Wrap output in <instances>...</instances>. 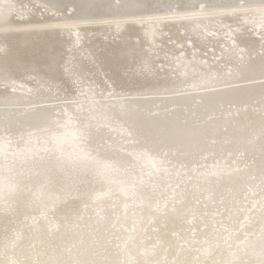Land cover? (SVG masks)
<instances>
[{
    "label": "bare ground",
    "instance_id": "1",
    "mask_svg": "<svg viewBox=\"0 0 264 264\" xmlns=\"http://www.w3.org/2000/svg\"><path fill=\"white\" fill-rule=\"evenodd\" d=\"M47 1H50L53 3L56 2V0H47ZM59 1H60V5H57V6L61 7L62 2L64 5V2L67 0H59ZM190 1L191 0H175V2H179V3H189ZM240 1H242L243 4L239 5L237 7L236 4L239 3ZM71 2L72 3L75 2L78 5L77 8L79 10L77 9L78 11H76V12H78V13L81 12V13H83V15L85 13H91L90 15H92V13L94 14V12L108 13V11L111 10V8H112V5L109 3V0H71ZM121 2H123L122 6L125 7L122 9H125V10H129L130 8H137L138 10H140V9H144L145 5H148V4L151 5L153 3L154 4L158 3L161 5L167 4V6H168V4L171 3V1H169V0H123V1L121 0ZM197 2L199 4L205 5V7L202 8V12L193 13V23H189L190 26L188 27L189 28L188 30L190 32V35L191 34L193 35V45L195 47H197V49H198V47L200 48V47L204 46L205 42H207L208 40L212 41L213 44L216 43L218 40L220 41V39L227 40L226 38H223V36H222V34L226 33V35H228V36L231 35V39L233 40L232 42L240 44L241 46L243 45L242 47L244 48V51H243V53H241V57H242L241 59L240 58L235 59L234 57H236V56H233L235 54L232 53L233 51H232L230 44H229L230 46H228L226 49L222 48L223 49L222 53L219 52V53H221V55L219 54L220 55V57H219L220 62L219 63L221 64V62H222V63H224V65L230 63L232 65V68L229 71L230 74L228 72H226L225 69H223L221 67L222 65H220L217 62V61H219V59L217 60V58H216L217 63L212 65L211 67H209V68L213 69L212 70L213 74H212V72L210 73V71L209 72L205 71L203 68H201V71H199V72L198 71L195 72V70H193V74H192L193 80H191L192 78L188 76L189 79L191 78L189 85L190 84H192V85H201V84L205 85V84H207L208 85L210 83H212V85H214L218 82L219 83L224 82V81L229 82L228 80L238 81L239 79L245 78L246 76H251V75L253 76V74L256 75L257 72H261L262 69L264 68V54H263V52H262V55H259L256 53L257 52L256 48L259 47L258 49H260L259 45H261L264 48V4L261 3V0H193V6ZM88 3L91 5H87ZM119 3H120V1H119ZM236 7L240 11L239 13L242 16L240 18L239 24L238 25L236 24L237 27L234 29L233 28L230 29V34H229L228 30H229V28L232 27V26H230L229 21L235 20L234 18L236 17V13H237L236 11L231 12V10H232L231 8L235 9ZM73 9H74V6H73ZM195 9H196V7H195ZM197 9H198V7H197ZM211 9H213V10L215 9L216 11H214V12H217V13H218V11H224L225 12L228 10L227 15L229 14L228 15L229 20H223L224 18L220 21L214 20L213 18L210 17L212 15L208 16V14H211L212 11H210V13H207L208 12L207 10H211ZM120 10H121V8H120ZM51 11H53V10H51ZM109 12H111V11H109ZM44 13H46V12L44 11ZM37 15H39V14H37ZM191 15L189 16L190 18H191ZM213 15L215 16V14H213ZM41 16H42V14H41ZM155 16L157 17L158 15H155ZM159 16H160V14H159ZM161 16L164 17L165 14L162 15V13H161ZM169 17H171V19L173 18L170 15H169ZM167 19L170 20L168 17H167ZM167 19H166V21H167ZM184 19H182V21ZM138 20H140V19H138ZM154 20H156V18ZM99 22H100V24L103 23V22L101 23V21H99ZM111 22L107 21L106 23L111 24ZM104 23H105V21H104ZM228 23H229V25H228ZM233 23L235 24V22H233ZM234 24H232V25L234 26ZM159 25H160V23H159ZM64 26L66 27V25H64ZM83 26H84V24H83ZM76 27H78V26H76ZM156 27H158V26H156ZM166 27H165V29H166ZM104 28H108V27L105 26ZM74 29L76 30L78 28H74ZM185 29H187V28H184V31H185ZM212 29H213L214 33L212 34L210 32L211 35H209V31L210 30L212 31ZM64 30H66V29H64ZM178 30H177V32H178ZM180 30H181V28H180ZM81 31H82L81 32V34H82L83 30H81ZM136 31H137V29H136ZM138 31H140V30H138ZM66 32L68 33L69 31L66 30ZM71 32L72 31H70L69 34ZM78 32H79V30H78ZM96 32H97V30H96ZM177 32H175V33H177ZM182 32H183V30H182ZM186 32H187V30H186ZM67 33H65V34H67ZM72 33H74V32H72ZM76 33H77V30H76ZM76 33H74V34H76ZM91 33H93V32H91ZM255 33H257L260 36L258 38L252 37V34H255ZM65 34H63V35H65ZM74 34H73L74 37L72 35H70V36L73 37L71 39H73L72 41L75 42L79 39V37L77 35H74ZM85 34H84V37H85ZM136 34H137V32H136ZM163 34H165V33H163ZM179 34H180V32H179ZM179 34H178V36H179ZM67 35H66V38H67ZM132 35H133V33H132ZM70 36H69V38H70ZM89 36H92V35H89ZM120 36H121V40L119 39V42L115 46L112 45V46L108 47V43L110 44V42H107L106 45H104L105 44L104 42H103V44H101L102 43L101 42L100 45H97V47L95 49L94 48L95 46H93L94 43L92 45L93 48L95 49V51L97 49H99V51L97 50L98 54H100L99 52L102 53V54H100L102 57L101 63L106 64L107 67L110 69H111V67H109L110 64L117 66V64H114V63L117 62L118 59H119L118 62H120V58L124 53H126V52L132 53L131 50L135 47V45H134V47L131 48V46L128 44V40H126V38L129 35L127 33H123V35H120ZM228 36H227V38H228ZM82 37H80V40L82 39ZM104 37L106 38V36H104ZM92 38H94V37H92ZM92 38H91V41H92ZM182 38L183 37H181V39ZM71 39H70V42H71ZM96 40H98V39H96ZM161 40H163V39H161ZM225 40H224V42H226ZM229 40H230V38H229ZM61 41H62V39H61ZM81 41H80V45L82 44V46H83V43ZM86 41L87 40H85V43H86ZM130 41H132V40H130ZM64 42H65V40H64ZM178 42H180V41H178ZM191 42L192 41H190V43ZM220 42H222V44L225 45L223 40H221ZM220 42H219V45H222V44H220ZM71 43H73V42H71ZM159 43L160 42L155 43V45L159 44ZM5 44L7 45V42ZM60 44H62V43L60 42ZM2 45L3 44L0 43V58H2V59L4 58L2 53H4V55H5V53H7V54L11 53L12 54L15 50H17L16 45L12 46V48L10 47V49L7 47L8 49H6V50H5V48L4 49L2 48L3 47ZM95 45H96V43H95ZM214 45L216 46V44H214ZM33 46H34V44H33ZM78 47H80V50L83 48V47L81 48V46H77V49H78ZM88 47H90V46H88ZM205 47H209V45L205 46ZM211 47L214 48V46H211ZM223 47H225V46H223ZM238 47H240V46H238ZM217 48H218V46H217ZM217 48H215V49H217ZM62 49L64 50V48H62ZM77 49L76 48L73 49V52H74V50L76 51ZM165 49H166V47H165ZM193 49L195 50V48H193ZM197 49L194 51L195 53H196V51H198ZM210 49H212V48H210ZM218 49H221V48H218ZM29 50H31V49H29ZM57 50H58V48H57ZM82 50H84V48ZM90 50H91V48H90ZM136 50H137V46H136ZM158 51H160V50H158ZM199 51H201V50H199ZM260 51H263L262 48ZM54 52H55V49H54ZM81 52L82 51H80V53ZM34 53L32 50L27 52L26 58L24 56H21L22 54L18 56V53H14L16 55L14 57H12L13 60H10L9 66L14 67V66L20 65V63H21V65L19 67H22V68H24V66H26V65H29V66L39 65L40 66L41 61L39 59H41V57L37 58L36 54H34ZM42 53H43L42 58H45L46 54L44 55V52H42ZM50 53H51V50H50ZM128 53H126V55H128ZM70 54L72 55L73 53L71 52ZM82 54H80V55L82 56ZM95 54L97 55V53H95ZM139 54H141V53H139ZM155 54H153V56H155ZM159 54H161V53H159ZM250 54H253V55L250 56ZM49 55H51V54H49ZM49 55L46 58H48ZM196 55H198V54H196ZM51 56L53 58V55H51ZM61 56L62 55H60V57ZM77 57L80 58V56H78V54H77L76 58ZM91 57L94 58V55H91ZM123 57H125V56H123ZM129 57L130 56L128 55V60H131L132 57L131 58H129ZM133 57H136V55L135 56L133 55ZM157 57L155 59H157ZM9 58H10V56H9ZM73 58H75V57H73ZM136 58H138V57H136ZM136 58H134V59H136ZM167 58L164 57V59H167ZM5 59L6 58H4V60ZM48 59H50V58H48ZM51 59L47 60V61H52ZM42 60H44V59H42ZM125 60H126V58H125ZM25 61H29V62H25ZM74 61H75V59H74ZM88 61H90V59ZM92 61H93V59H92ZM164 61H163V63H164ZM42 62L44 63V61H42ZM93 62H95V61H93ZM134 62H135V60H134ZM134 62H132V63H134ZM160 62H162V61H160ZM209 62H207V63L210 64ZM77 63H79V62H77ZM89 63H91V62H89ZM98 63H100V62H98ZM132 63H130L128 61L129 66L130 65L132 66ZM156 63H157V61H156ZM166 63H168V62H166ZM51 64H52V62H51ZM81 64H83V63H81ZM126 64H123V65H125L124 68L127 66ZM134 64H136V63H134ZM141 64H142L141 67H143V70L145 73L143 75L144 78L139 80L140 83H146V84H148V86L154 87L157 85L160 86L161 84L166 82V80L164 79L163 76L159 77L160 74L158 75L154 72L156 70V67L153 68L154 63H152L151 57H148V56L144 57ZM197 64H198V68H199L201 63H197ZM202 64H204V63H202ZM78 65L80 66V63ZM123 65H121L122 68H123ZM194 65H195V62H193V67H194ZM204 65L206 67V63ZM1 66L3 69L4 65L1 64ZM29 66L28 67L26 66V68H30V70H31L32 67H29ZM41 66H42V64H41ZM52 66H51V68H52ZM60 66H62V65H60ZM83 66L85 69V64ZM133 66L131 67V69L133 68ZM195 66H197V65H195ZM91 67L93 68L94 64ZM53 68H54V66H53ZM53 68H52V70L54 71ZM69 68L70 67H68V69ZM126 68L128 69V67H126ZM161 68H163V67H161ZM45 69H48V68H45ZM68 69H66V66H65V70L68 71ZM93 69H96V68H93ZM107 69H106V71H108ZM153 69H155V70L153 71ZM222 69L226 73L223 72ZM8 70H10V69H8ZM40 70L41 69H39V71ZM57 70H60V69H57ZM57 70H56V72H57ZM88 70L86 69L85 72ZM122 70H124V69H122ZM122 70H120V71H122ZM129 70H126V71H129ZM63 71H64V69H63ZM134 71H135V69L134 70L132 69L133 73H134ZM140 71H138V73ZM27 72H28V70L25 73L27 74ZM36 72H38V71L36 70ZM82 72H83V70H82ZM53 73L54 72H52V74ZM88 73H90V72L88 71ZM130 73H131V71H130ZM133 73H132V75H134ZM160 73H162V72H160ZM187 73H189V72L187 71ZM191 73H190V75H191ZM215 73H217V74H215ZM8 74H10V73H8ZM47 74H48V72H47ZM93 74H94V72H93ZM120 74H121V72H120ZM10 75H12V74H10ZM79 75H80V72H79ZM135 75H137V73H135ZM23 76L21 75V77H23ZM41 76H43V75H41ZM45 76H47L46 73H45ZM55 76H56V74H55ZM81 76H84V74H82ZM81 76H79V77H81ZM85 76H87V75H85ZM112 76L114 77V75H112ZM1 77H3V76H1ZM6 77H8V76L6 75ZM74 77H75V75H74ZM93 77H95V76H93ZM124 77H123V79H124ZM136 77L138 78L139 76H136ZM167 77H170V75ZM9 78H12V76L11 77L9 76ZM51 78L49 77L50 80H51ZM46 79H48V78L46 77ZM80 79H82V78H80ZM120 79H117V80H120ZM167 79H169V78H167ZM249 79H251V78H249ZM15 80H16V82L18 81V79H15ZM72 80H73V78H72ZM102 80L100 82H102ZM110 80L111 79H109V81ZM131 80H133V79L131 78L130 82H131ZM61 81L64 82L65 80H61ZM69 81L70 80H68V83H69ZM78 81H80V80H78ZM0 82H1V80H0ZM12 82H14V80ZM32 82H36V81H32ZM114 82H117V81H114ZM124 82H126V80ZM181 82H179V83L183 84V81H181ZM243 82H244V80H243ZM2 83H0V84H2ZM36 83H38V80ZM41 83H40V85H41ZM102 83H104V82H102ZM105 83H107V82H105ZM128 83H129V79H128ZM177 83H178V81H177ZM231 83H234V82H231ZM49 84H50V82H49ZM49 84H48V86H49ZM63 84H62V86H63ZM100 84L101 83H99V85ZM172 84H173V82H172ZM220 84H222V83H220ZM2 85H4V84H2ZM2 85H1V87H2ZM52 85H54V84H52ZM179 85H177L176 87H180ZM212 85H210V86H212ZM24 86H26V85H24ZM67 86H68V84H67ZM182 86H184V85H182ZM38 87H31V86L21 87L19 93H17V95L15 94V95L11 96V98L12 97L22 98V97H26V96H31V98L37 97L38 93L40 91L44 90V88H43L44 86H41V88H38ZM185 87H187V85H185ZM64 88H66V87H64ZM115 88L117 89L116 86H115ZM126 88H128V87L126 86ZM126 88H124V89H126ZM129 88H130V86H129ZM171 88H172V86H171ZM201 88H202V86H201ZM193 89H197V88H193ZM206 89H205V91H206ZM216 89H217V87H216ZM66 90H67V88H66ZM69 90L71 91V89H69ZM69 90H67V91H69ZM58 91H61V90H58ZM130 91H132V89ZM2 92L3 91H0V95L3 94ZM49 92H51V90ZM128 92H129V89H128ZM201 92H203V91L201 90ZM46 93H47V91H46ZM56 94L60 95L59 92ZM67 94H69V93H67ZM42 95H43V97H45L44 94H42ZM6 97H8V96H6ZM6 97H4V98L7 101ZM11 98H8V99L11 100ZM251 100H255L254 103H252ZM126 101L127 100H125V102ZM132 101H134V100H132ZM16 102H18V101L16 100ZM20 102H21V100H20ZM135 102L134 103L131 102V103L135 104ZM197 102H198L197 106L193 109V116H195V115L197 116V114H199L200 121L196 122L194 117H193V126H191L189 124H182V125L177 124L175 119H173V121H172L171 117L169 118L166 116L165 117L164 116L159 117V119L158 118L152 119L154 117H151L152 115L151 116L149 115L151 117L149 119V117H146V116L142 115L140 112H138L139 110L137 111V108L135 109V111L132 110V108H133L132 105L127 103V105L128 104L131 105L132 108L131 109L128 108L129 110L127 109V110L120 112V113H122V117L120 115H118V116L121 117V119H122V120L119 119L122 122L121 124H118V125L113 124V123L111 124L110 122H107V120L104 121L103 118L101 117L102 119L99 121H96V125L89 129V131H90L89 134L87 133L88 132L87 129L85 127L83 128L80 122H77V119H76V125L72 124L73 121H71V116H70L71 114L70 113L73 109L71 108L72 109L71 111H69L70 109L66 110L65 121L68 124L63 123V121L61 120V122L64 124L62 126H65V128H63V129L61 128L60 132H59L60 129L57 128L58 129V133H56L57 137L51 141H48V143L47 142L45 143L46 145H48V148L46 147V145H43L40 142L44 138H46L45 137L46 134H44V135L40 136V138H38L39 142L36 141L37 140L35 138L36 135L31 136V138H30L31 140H28L27 146L24 145L25 143H23L21 146L18 144H15V142H16L15 141L13 143V146H12V144H10V146H12V148H8L9 150L11 149V151H12V154H10V155L5 154V152L8 151V149L6 148L5 145H2L0 143L1 144L0 145V160H1V153H2V155L8 159V160L6 159V162L8 161V163H9L8 167L14 173V175L10 176V177H8L6 175L1 176L2 169H0V178H3V180H0V248H2L1 250L4 251V252L0 251V254H2V256L0 255L1 256L0 257V264H73V263L74 264H162L165 261L161 262V256H165V257L168 256L167 258L169 259V261L166 264H264V115L262 116L260 113V106L264 102V83H262V82L256 83V84H251V83L249 84L248 83L247 85L246 84L245 85H237V86L227 87V88H222V89L218 88V90H215V88H214L213 91L203 92L202 94L200 93L199 101H197ZM103 103L104 102H102L101 104H103ZM230 103H231V106H233L234 104L240 106L241 107L240 109H242V110H240V109L235 110V108H234L233 112H231V111L228 112V110H227V112L223 111L224 108L222 109V106L224 107L226 104H228V106H229ZM6 104H8V103L6 102ZM91 104H93V103H91ZM119 104H120V102H119ZM62 105H63V103H62ZM64 105H66V103ZM113 105L111 104L112 108H113ZM121 105H122V103H121ZM127 105L125 104L124 107ZM86 106H84V107H86ZM37 107L30 109L27 113H25V115L22 113L23 115L20 118L15 117V119L13 117L16 114L14 116H12V118H13L12 119L11 116H9L11 114L8 113L9 115H7L6 111H4L6 113L5 116L10 117L11 119L6 118V120H4L5 117L3 119L2 118H0V119L4 120L3 122H6L7 124H9L10 128L12 130H14L15 128H18L19 126L21 127L20 124L33 126V125H38V124L44 123L45 121H48L46 119V116H49L50 118H52L50 116V114L48 115V113H47V109H49V112H50V107L48 108V105H46V108H45V106L43 108L40 107V109ZM75 107H77V105ZM80 107H82V106H80ZM103 107H105V106L103 105ZM135 107L136 106H134V108ZM225 107H227V105ZM56 108H58V107L56 106ZM63 108H66V107H63ZM77 108H79V107H77ZM77 108H76V110H77ZM93 108H94V106H93ZM98 108H99V106H98ZM98 108H95V110H98ZM142 108H144V107H142ZM53 110H55V108ZM60 110H63V109H59V111ZM99 110H100V112L102 110L103 113L105 111L104 116L106 117V119H108L109 115L110 114L112 115V113H113L112 116H117L116 114H114V111L116 109L110 110V109H104V108L100 109L99 108ZM220 110H222V111L220 112ZM80 111H81V109H80ZM210 111L215 112V114L213 113L214 114L213 115L211 113V115H213V116L208 118L207 114ZM4 114H2V115H4ZM76 114L77 113H75V116H74L75 118H77ZM2 115L0 114V116H2ZM51 115H53V114H51ZM90 115L93 116L94 113H90ZM95 116H96V114H95ZM178 117H179V115H178ZM75 118H74V122H75ZM1 120H0V122H1ZM108 120H110V119H108ZM61 122H59V123L62 124ZM70 122H71V124H70ZM49 123H51V122H49ZM49 123H48V125H49ZM104 124L105 125L108 124V127H111V128L114 127L115 130L114 131L112 130V132H116V133L119 132L123 135L124 134H126V135L130 134L131 136L129 135L130 137H128L129 140L133 139V140L137 141L136 143H133L134 141H132L133 145L132 146L130 145V148H127L131 152L130 156H121L120 154H118L119 156L118 155L114 156V153L118 152L115 149L105 148V146H101L102 148H100L99 146L101 144L99 146H97V145L95 146V144L97 143L99 138H101V132L103 129L102 125H104ZM31 126H29V127H31ZM23 127L24 126H22V128ZM6 128H7V126H6ZM22 128H21V131H22ZM32 128H30V129H32ZM23 129H25V128H23ZM53 129H51V130H53ZM62 130H66V131H64L65 133L62 132ZM45 131H46V129H45ZM56 131L57 130H55V132ZM44 132H40V135ZM47 132H49V131H47ZM66 132H68V133H66ZM119 133H118V136H120ZM53 135H55V134H51L49 136H53ZM86 138L88 139V142L86 141L88 144H82V142H84ZM128 138H125V139H128ZM86 142H84V143H86ZM86 145L87 146L89 145L91 148H96L97 150L92 149L93 151H91L90 147H89V149L86 148ZM14 146H16V147H14ZM106 146H107V144H106ZM111 146H112V144H111ZM128 147H129V145H128ZM114 148H116V147H114ZM166 148H168V149L173 148L174 150H176V155H175V157H173L172 162H174V163L176 162V166H179V167L173 166V168L171 169V167H169V165H171L172 162L167 164L168 161H166V164H165V160H167L168 158L167 159L163 158L162 155H161V158H160V156H159V158H157L158 156L153 158L152 155L154 152L159 151V149H166ZM138 150H141V151L144 150L145 152H140ZM160 152H161V150H160ZM173 153H175V152H173ZM173 153L171 152V154H173ZM121 154H122V152H121ZM156 154L157 153H155L154 156ZM163 155H165V154H163ZM164 157H167V156H164ZM169 157H171V156H169ZM162 158H163V160H162ZM211 159H213V162L211 161ZM126 160H128V161H126ZM207 160L211 161L212 164L207 163L209 165H205V166L202 165L203 162L207 161ZM192 161H193V164H191ZM22 163L23 164L24 163H29V164L32 163V165H33V167H31V168L28 167L29 170H28V168H26V170L29 171L28 174L26 175V176H28V177H26V178H28L26 180V182L22 181L24 179L23 177H25V175H22L23 173H25L22 170ZM24 165H26V164H24ZM129 165H131V166L129 167ZM143 166H146V168H144V169L149 170V173L147 175L142 174V175H140L141 177L138 175H135L136 174L135 172L139 169L141 170ZM167 167H169V169H167ZM178 168H180V169H178ZM190 168H193V171H192L193 172V184L191 182V188L189 187L187 189H184V187H185L184 186L183 189H182V187L180 189V187L178 186L179 189H175V187H174L175 184H174V186H173L174 190L172 192V195L175 194L174 195L175 197L172 196L171 200L168 199L169 198L168 197L167 199L169 201L164 202L163 203L164 206L163 205L161 206V204H160L161 207L156 206L157 208L155 209L154 208V204H156V203H154L155 198H157L158 196L161 197L162 194H168V196H169L171 194V192H170V190L168 192L167 188L163 187L165 185L164 182H163L164 185L162 184L163 185L162 187H163V189L166 188L167 191L156 189V187H149V188L145 187L148 184V183L146 184L147 176H149V174L152 173L151 174V175H153L152 178L156 177V178H158V182H161V181H159V179L162 180L163 176H165L164 174H166V173L170 174L171 173L170 177H172L173 179L176 176V174H178L177 178L175 177L177 180L178 179L180 180L183 178L185 180V176L187 175V173L186 174H184V173L187 171L186 169L190 170ZM3 169H5V168H3ZM20 170L23 171L22 174L20 173ZM140 170H139V172H140ZM182 170L184 172H182ZM180 171L183 174L180 173ZM191 174L187 175V177H186L187 178L186 180L188 182H189V178H190L188 176H191ZM136 176H138V177H136ZM168 178L169 177L167 176V178H165V179H168ZM176 179H174V180H176ZM156 180L154 182H156ZM181 181L182 180L177 181V182L180 183ZM187 181H186V183H187ZM151 182L153 183V181H151ZM151 182H149V184H151ZM168 182H170V181H168ZM165 183H167V182H165ZM174 183H175V181H174ZM186 183H184V184H186ZM160 185L161 184H159V187H160ZM177 185H179V184H176V186ZM152 186H155L154 183ZM168 186H169V184H168ZM159 187H157V188H159ZM162 191L166 192V193H163ZM247 199H250V202L248 204L244 205L243 202L246 201ZM192 200H193V203H192ZM132 202L133 203L140 202V204L142 203L140 205V207H130L129 206V209L135 210L133 212V214H131V215H132V218L134 217V219L138 220V222H137L138 224L134 225L132 223V220H130L131 218L129 219L130 214L128 211L125 212V214H124V216H122L123 218H121V220L117 219L119 222L118 225H120V223H121L124 225L122 227L125 228L126 223H129V220H130V222L134 225L135 228L132 227V229H134V231L132 232L130 230L132 232L131 234L129 233L130 232L129 230H128L129 232L127 234L122 231V233L125 234V236L124 237L122 236V238H120L121 237L120 234L119 235L117 234L120 238V241L117 239L119 241L118 243H120V244L118 246V252L114 253L113 251H111L112 248H110L111 250H109V247H112L114 244L112 246H110V244H109V246L108 245L106 246V244L109 243L110 241L108 240L109 242L106 241L107 243H105V234L106 233L104 234L106 229L108 230V228L110 227L108 222L112 221V218H113L112 216H111L112 217L111 219L109 218V213L111 215H113V213L110 212V208L114 204L116 207V204H117V206L121 207L120 209L124 211V210H127V207H128L127 205L129 203L131 204ZM156 202L161 203V201H157V199H156ZM131 206H133V205H131ZM134 206H137V204ZM117 208H116V210H117ZM120 209H118V210H120ZM216 209H217V211H216ZM215 211L217 212L216 213L217 216H216V214H215V216H213V213H215ZM131 212L132 211H130V213ZM160 212L162 214H160ZM87 214L88 215L91 214V216L88 218ZM186 214H188L189 216L191 214V216H192L193 236L189 235L188 231H187L188 233L185 232L186 230L183 227L184 226L183 220L185 219L184 216ZM118 217H119V215H118ZM160 218H162L164 220L162 221ZM189 219H191V218H189ZM159 220L163 222V226H161L162 223H161V225H159ZM187 220L184 222L185 225L188 224V223H186ZM149 221H151V223H152L151 225H153V226H156V227L161 226L158 228V231L156 233H154L156 235V237H158L156 240L161 241V244H159L158 246H156L154 248L149 247L150 241H147V239H146V237L151 235V233H149L148 230H146L147 228L145 227L144 223H146V222L149 223ZM111 225L116 226V223L113 224V222H112ZM133 225H131V226H133ZM89 226H92V229ZM107 226H108V228H107ZM189 226H191L190 223L187 227H189ZM127 227H128V225H127ZM129 227H130V223H129ZM187 227H186V229L188 230ZM89 228L91 230L96 231L97 239L94 236H90L91 234L94 235L93 234L94 232L91 234H87L91 231ZM110 228L113 229L114 227L112 228V226H111ZM86 230H88V231L90 230V231L88 232ZM122 230H124V229H122ZM126 232H127V230H126ZM173 232H178V236L183 237V240H181V241L186 242V244L182 246L181 252H179V250L175 253L173 252V249L176 247L175 242L177 241L176 238L174 239L171 236V234ZM108 233H109V231H107V234ZM111 233L115 235V232L114 233L111 232ZM112 234L110 237L111 240L114 237V236L112 237ZM87 236L91 237V239L88 238ZM109 236H110V234L107 235V237H109ZM92 237H94L96 241H94V240L92 241V239H93ZM150 240H151V238H150ZM113 241H115V240H113ZM118 243H116V244H118ZM3 245H5V246H3ZM176 249H179V247ZM188 249H191V250H188ZM114 250H116V248ZM178 252H179V254H178ZM176 253H177V255H176ZM21 257H25V259L23 258L24 260L22 261V260H20ZM168 259H166V260H168Z\"/></svg>",
    "mask_w": 264,
    "mask_h": 264
},
{
    "label": "rangeland",
    "instance_id": "2",
    "mask_svg": "<svg viewBox=\"0 0 264 264\" xmlns=\"http://www.w3.org/2000/svg\"><path fill=\"white\" fill-rule=\"evenodd\" d=\"M45 1V2H44ZM59 0H56V2L55 3H53V2H50V1H47V0H0V43L1 44H3L2 46V48L4 49L5 48V50L6 49H10V47L12 48V46H14V45H16V48H17V50H15L12 54L11 53H9V54H7V53H5V55H4V53H2V55H3V57L4 58H6L5 60H4V58L2 59V58H0L1 60H0V66H1V64L2 65H4L3 66V69H2V66L0 67V80H1V82L0 83H2L3 81V83L2 84H4V85H2V84H0V91H3L2 93L3 94H1L0 95V114L2 115V114H4L5 112L4 111H6V113H7V115H9V114H11V115H9V116H11V118H12V116H14L15 114V116L13 117L14 119H15V117L16 118H20L23 114L25 115V113H27L30 109H32V108H36L37 106V108H39L40 109V107H44L45 106V108H46V105H48V108L50 107V112H49V109H47V113H48V115L50 114V116L52 117V118H50L49 116H46V119L48 120V121H45L44 123H41V124H38V125H33V126H31V125H23V124H20L21 125V127L19 126L18 128H15L14 130H12L11 128H10V126H9V124H7L6 122H3L4 120H6V118H10V117H8V116H5L6 115V113L4 114V115H2V116H0V118H4L5 117V119L4 120H1V122H0V143L2 144V145H5L6 146V148L8 149V148H12V146H13V143L15 142V144H18V145H22L23 143H25L24 145L25 146H27V143H28V140H31L30 138H31V136H34V135H36L35 136V138L37 139H35L37 142H39V140H38V138H40V136H42V135H44V134H46L45 135V137L46 138H44L42 141H40L43 145H46L45 143L47 142L48 143V141H51V140H53V139H55L56 137H57V135H56V133H58V129H60L59 130V132L61 131V128L63 129V128H65V126H62V125H64L63 123H66V121H65V117H66V110H69V111H71L72 109V111H71V121H73V125H76V119H77V122H80L81 123V125H82V127L84 128H86L87 129V133L89 134L90 133V131H89V129L90 128H92V127H94L95 125H96V121H99V120H101L102 118H103V120L104 121H106L107 120V122H110L111 124L113 123V124H116V125H118V124H121L122 122H121V117H122V113H120V112H122V111H124V110H127L128 108L129 109H131L132 107V110H134L135 111V109L137 108V111L138 112H140L142 115H144V116H146V117H149V119L151 118V117H154V118H152V119H159V117H171V120L173 121V119H175L176 120V123L177 124H189V125H191V126H193V117H194V119H195V121L196 122H199L200 121V117H199V114H197V116L195 115V116H193V109L197 106V104H198V102L197 101H199V96H200V93L202 94L203 92H207V91H213L214 90V88H215V90H218V88L219 89H222V88H227V87H233V86H237V85H247L248 83L250 84H256V83H264V68L262 69V71L261 72H257V74L255 75V74H253V76L251 75V76H246L245 78H242V79H239L238 81H236V80H228L229 82H227V81H224V82H220V83H222V84H220L219 82L218 83H216V84H214V85H212V83H210V84H208L209 86L210 85H212V86H208L207 84H201V85H192V84H190L189 85V82H190V79L191 80H193V70H195V72L196 71H201V68H203L205 71H210V73L212 72V74H213V69H211V68H209V67H211L212 65H214V64H216L217 62L219 63L220 62V59H219V57H220V55H221V53H222V51H223V49H226L228 46H230L231 45V48H232V53L233 54H235V55H233V56H236V57H234L235 59L237 58H242L241 57V53H243V51H244V48L240 45V44H237V43H234V42H232L233 40L231 39V35H226V33H224V34H222V36H223V38H226L227 40H225V39H220V41L221 40H223V42H224V40L226 41V42H224L225 43V45H223L222 44V42H220L219 40L216 42V43H214V44H216V46L213 44V42L212 41H207V42H205V44H204V46H202V47H198V49H197V47H195L194 45H193V35L191 36L190 35V32H189V23H193V13H196V12H202V8L203 7H205V5H203V4H199L198 2L193 6V0H191L189 3H179V2H175V0H169V1H171V3L170 4H168V6H167V4L166 5H161V4H151V5H145L144 7V9H140V10H138L137 8H130L129 10H125V9H122V8H125L124 6H122L123 5V2H121V0H109V3L112 5V8H111V10H109V11H111V12H109L108 11V13H98V12H94V14L92 13V15H90L91 13H85L84 15H83V13H78V12H76V11H78L79 9L77 8L78 7V5L75 3V2H71V0H67V1H65L64 2V5H63V2H62V6L61 7H59V6H57V5H60V1L58 2ZM119 1H120V3H119ZM123 1V0H122ZM47 2V3H46ZM241 2V3H240ZM239 3H237L236 5H237V7L239 6V5H242L243 3H242V1H240ZM53 5H52V4ZM66 3V4H65ZM72 3V4H71ZM122 3V4H121ZM24 4V5H23ZM43 4V5H42ZM46 4V5H45ZM87 5H91V4H87ZM121 5V6H120ZM73 6H74V9H73ZM120 6V7H119ZM193 8H192V7ZM27 7V8H26ZM165 7V8H164ZM173 7V8H172ZM189 7V8H188ZM195 7H196V9H197V7H198V9L196 10L195 9ZM237 7L234 9V8H231L232 10H231V12H237L236 13V17L234 18L235 20H233V21H229V23H230V26H232L231 28H229L227 25V27L229 28V34H230V29H234V28H236L237 27V25L239 24V22H240V18H241V14L239 13L240 11L237 9ZM52 8V9H51ZM54 8V9H53ZM118 8V9H117ZM120 8H121V10H120ZM191 8V9H190ZM73 9V10H72ZM78 9V10H77ZM88 9V8H87ZM116 9V10H115ZM187 9V10H186ZM2 10V11H1ZM43 10V11H42ZM51 10H53V11H51ZM56 10V11H55ZM183 10V11H182ZM200 10V11H199ZM230 10V9H229ZM44 11L46 12V13H44ZM72 11V12H71ZM208 12L207 13H210V11H212V13L211 14H208V16H210V15H212V16H210L211 18H213L214 20H218V21H220V20H222L223 18V20H229L228 19V15H227V12H228V10L227 11H218V13L217 12H214V11H216L215 9L213 10V9H211V10H207ZM122 14H121V13ZM125 12V13H124ZM129 12V13H128ZM131 12V13H130ZM182 12V13H181ZM230 12V11H229ZM97 13V14H96ZM161 13H162V15L163 14H165V16L163 17V16H161ZM223 13V14H222ZM225 13V14H224ZM37 14H39V15H37ZM41 14H42V16H41ZM54 14V15H53ZM159 14H160V16L162 17H160L159 16ZM168 14V15H167ZM189 14V15H188ZM192 14V15H191ZM213 14H215V16L213 15ZM238 14V15H237ZM18 15V16H17ZM155 15H158L157 17L155 16ZM169 15L170 16H172L173 18L171 19V17H169ZM191 15V18L189 17ZM81 16V17H80ZM154 16V17H153ZM181 16V17H180ZM202 16V15H201ZM87 17V18H86ZM151 17V18H150ZM167 17L170 19V20H168L167 19ZM156 18V20H154ZM161 18V19H160ZM164 18V19H163ZM185 18V19H184ZM190 18V19H189ZM217 18V19H216ZM73 19V20H72ZM108 19V20H107ZM138 19H140V20H138ZM166 19H167V21H166ZM182 19H184L183 21H182ZM189 19V20H188ZM192 19V20H191ZM87 20V21H86ZM128 20V21H127ZM133 20V21H132ZM163 20V21H162ZM174 20V21H173ZM238 20V21H237ZM96 21V22H95ZM99 21H101V23L103 22L104 23V21H105V23L103 24H100V22ZM107 21H109V22H111V24L110 23H106ZM126 21V22H125ZM144 21V22H143ZM170 21V22H169ZM182 21V22H181ZM95 22V23H94ZM98 22V23H97ZM233 22H235V24L233 23ZM74 23V24H73ZM80 23V24H79ZM98 25H97V24ZM140 23V24H139ZM156 23V24H155ZM159 23H160V25H159ZM175 23V24H174ZM178 23V24H177ZM188 23V24H187ZM229 23H228V25H229ZM83 24H84V26H83ZM232 24H234V26L232 25ZM237 24V25H236ZM50 25V26H49ZM64 25H66V27L64 26ZM98 27H96V26ZM111 25V26H110ZM135 25V26H134ZM76 26H78V27H76ZM100 26V27H99ZM108 27V28H104V27ZM111 28H110V27ZM132 26V27H131ZM137 26V27H136ZM156 26H158V27H156ZM163 26V27H162ZM167 26V27H166ZM172 26V27H171ZM135 27V28H134ZM161 27V28H160ZM165 27H166V29H165ZM61 28V29H60ZM73 28V29H72ZM74 28H78V29H76L77 30V33H76V30L74 29ZM87 28V29H86ZM104 28V29H103ZM117 30H116V29ZM180 28H181V30H180ZM184 28H187V29H185V31H184ZM63 29V30H62ZM64 29H66L67 31H72V32H74V33H76V34H74V33H70L69 34V32L67 33L66 32V30H64ZM71 29V30H70ZM97 30V32H96V30ZM101 29V30H100ZM106 29V30H105ZM112 29V30H111ZM136 29H137V31H136ZM161 29V30H160ZM179 29V30H178ZM74 30V31H73ZM78 30H79V32H78ZM81 30H83V33L85 34L87 31V35L85 34V37H84V34L82 33L81 34ZM93 30V31H92ZM116 32H115V31ZM138 30H140V31H138ZM172 32H171V31ZM177 30H178V32H177ZM182 30H183V32H182ZM186 30H187V32H186ZM251 30V29H250ZM90 31V32H89ZM95 31V32H94ZM104 31V32H103ZM50 32V33H49ZM91 32H93V33H91ZM106 32V33H105ZM136 32H137V34H136ZM159 32V33H158ZM171 32V33H170ZM175 32H177V33H175ZM179 32H180V34H179ZM210 32L213 34L214 32H213V29H212V31L210 30L209 31V35H211L210 34ZM28 33V34H27ZM49 33V34H48ZM65 33H67V34H65ZM117 33V34H116ZM123 33H127L129 36H127V38H126V40H128V44L131 46V48H133L134 47V45H135V47L131 50V52L133 53H128V52H126V53H128V55L130 56L129 58H131L132 57V59L131 60H128V55H126V53H124L122 56H121V58H120V62H118L119 61V59H118V61L117 62H115L114 64H117V66L115 65H111L110 64V66L109 67H111V69L110 68H108L107 67V65L106 64H103V63H101L102 62V57H101V55L100 54H102L101 52H99L100 54H98V51H99V49H97L96 51H95V49H96V47H97V45H100V43L101 44H103V42L105 43L104 45H106L107 44V42H110V44L108 43V47L109 46H115L118 42H119V39L121 40V36L120 35H123ZM132 33H133V35H132ZM140 33V34H139ZM149 33V34H148ZM156 33V34H155ZM163 33H165V34H163ZM183 33V34H182ZM227 33V34H228ZM23 34V35H22ZM35 34V35H34ZM39 34V35H38ZM42 34V35H41ZM60 34V35H59ZM63 34H65V35H63ZM73 34L74 35H77L78 37H79V39L77 40V41H72L73 39H71V38H73L74 36H73ZM92 35V36H89V35ZM100 34V35H99ZM111 36H110V35ZM143 36H142V35ZM172 34V35H171ZM176 34V35H175ZM178 34H179V36H178ZM21 35V36H20ZM38 35V36H37ZM45 35V36H44ZM52 35V36H51ZM66 35H67V38H66ZM70 35H72V36H70ZM98 35V36H97ZM103 35V36H102ZM115 35V36H114ZM188 35V36H187ZM226 35V36H225ZM254 35V36H253ZM258 35L257 33H255V34H252V37H254V38H258L260 35H258L257 37L256 36ZM64 36V37H63ZM69 36H70V38H69ZM83 36V37H82ZM104 36H106V38L104 37ZM132 36V37H131ZM186 36V37H185ZM221 36V37H222ZM225 36V37H224ZM227 36H228V38H227ZM40 37V38H39ZM80 37H82V41L80 40ZM89 37V38H88ZM92 37H94V38H92ZM103 37V38H102ZM130 37V38H129ZM177 37V38H176ZM181 37H183L182 39H181ZM220 37V38H221ZM22 38V39H21ZM91 38H92V41H91ZM116 38V39H115ZM155 38V39H154ZM229 38H230V40H229ZM61 39H62V41H61ZM70 39H71V42H73V43H71L70 42ZM96 39H98V40H96ZM104 39V40H103ZM161 39H163V40H161ZM29 40V41H28ZM54 40V41H53ZM64 40H65V42H64ZM83 43V46H82V44L80 45V41ZM85 40H87L86 41V43H85ZM91 42H90V41ZM118 40V41H117ZM130 40H132V41H130ZM192 41L191 43H190V41ZM2 41V42H1ZM5 41V42H4ZM22 41V42H21ZM56 41V42H55ZM69 41V42H68ZM89 41V42H88ZM130 41V42H129ZM166 41V42H165ZM178 41H180V42H178ZM7 42V45L5 44ZM32 42V43H31ZM42 42V43H41ZM47 44H45V43ZM60 42L62 43V44H60ZM77 42V43H76ZM79 42V43H78ZM98 42V43H97ZM158 42H160L159 44H156L155 45V43H158ZM219 42H220V44H222V45H219ZM51 43V44H50ZM55 43V44H54ZM88 43V44H87ZM93 43H94V45H93ZM95 43H96V45H95ZM154 43V44H153ZM170 43V44H169ZM210 43V44H209ZM11 44V45H10ZM22 44V45H21ZM33 44H34V46H33ZM57 44V45H56ZM59 44V45H58ZM65 44V45H64ZM79 44V45H78ZM86 44V45H85ZM152 44V45H151ZM212 44V45H211ZM230 44V45H229ZM41 45V46H40ZM50 45V46H49ZM85 45V46H84ZM95 46L94 48H93V46ZM140 45V46H139ZM165 45V46H164ZM184 45V46H183ZM209 45V47H205V46H208ZM214 46V48L213 47H211V46ZM235 45V46H234ZM56 48H55V47ZM76 46V47H75ZM77 46H81V48L83 47L84 48V50H80V47H78V49H77ZM88 46H90V47H87ZM136 46H137V50H136ZM160 46V47H159ZM217 46H218V48H221V49H218L217 48ZM223 46H225V47H223ZM233 46V47H232ZM238 46H240V47H238ZM260 46V49H258V48H256V53L257 54H259V55H262V52H263V54H264V48L261 46V45H259ZM8 47V48H7ZM38 47V48H37ZM44 47V48H43ZM50 47V48H49ZM74 47V48H73ZM142 47V48H141ZM165 47H166V49H165ZM168 47V48H167ZM205 49H204V48ZM31 49L32 51H33V53L34 54H36V56H37V58H40L41 57V59H39L40 61H41V63H40V66L39 65H34V66H29V65H26L27 67L29 66V67H32L31 68V70H30V68H26V66H24V68H22V67H19L20 65H21V63H20V65H17V66H9V62H10V60H13V58L12 57H14L16 54H14V53H18V56L19 55H21V56H24L25 58H26V53L27 52H29V51H31V50H29V49ZM42 48V49H41ZM57 48H58V50L61 52H59L58 50H57ZM61 48V49H60ZM62 48H64V50L62 49ZM77 49L76 51L74 50V52H73V49ZM90 48H91V50H90ZM158 50H160V51H158ZM193 48H195V50L197 49L198 51H196V53L194 52L195 50L193 49ZM207 48V49H206ZM210 48H212V49H210ZM215 48H217V49H215ZM223 48V49H222ZM261 48H262V50L263 51H260L261 50ZM41 49V50H40ZM54 49H55V52H54ZM143 49V50H142ZM146 49V50H145ZM153 49V50H152ZM203 49V50H202ZM258 49V50H257ZM50 50H51V53H50ZM71 50V51H70ZM89 50V51H88ZM101 50V49H100ZM142 50V51H141ZM148 50V51H147ZM151 50V51H150ZM199 50H201V51H199ZM206 50V51H205ZM217 50V51H216ZM221 50V51H220ZM59 53H58V52ZM78 51V52H77ZM80 51H82L81 53H80ZM92 53H91V52ZM167 51V52H166ZM204 51V52H203ZM42 52H44V55L47 57L49 54H51V55H53V58H52V56L51 55H49V57L48 58H52L51 60L52 61H47V60H50V59H48V58H46L45 56V58H42L43 57V53ZM69 55H67L66 53ZM69 52V53H68ZM73 53L72 55L70 54V53ZM76 52V53H75ZM135 52V53H134ZM141 53V54H139V53ZM201 52V53H200ZM219 52H221V53H219ZM48 53V54H47ZM83 53V54H82ZM90 53V54H89ZM95 53H97V55L95 54ZM137 53V54H136ZM151 53V54H150ZM156 53V54H155ZM158 53V54H157ZM159 53H161V54H159ZM165 53V54H164ZM245 53V52H244ZM261 53V54H260ZM77 54H78V56H80V58H76V56H77ZM80 54H82V56L80 55ZM143 54V55H142ZM153 54H155V56H153ZM196 54H198V55H196ZM200 54V55H199ZM220 54V55H219ZM60 55H62L61 57H60ZM91 55H94V58L93 57H91ZM133 55L135 56L136 55V57H138V58H136V57H133ZM139 55V56H138ZM142 55V56H141ZM148 56V57H151L152 58V63H154L153 64V68H155L156 67V70L155 69H153V71L156 73V74H160L159 75V77H164V79L166 80V82H164L163 84H161L160 86L159 85H157V86H148V84H146V83H140V79H142V78H144L143 77V75H144V70H143V67H141L142 66V61H143V58L144 57H146V56ZM159 55V56H158ZM202 55V56H201ZM219 55V56H218ZM253 54H250V56H252ZM9 56H10V58H9ZM51 56V57H50ZM65 56V57H64ZM71 56V57H70ZM75 57V58H73V57ZM123 56H125V57H123ZM158 56V57H157ZM198 56V57H197ZM58 57V58H57ZM70 57V58H69ZM157 57V59H155ZM164 57L165 58H167V59H164ZM98 58V59H97ZM100 58V59H99ZM124 58V59H123ZM125 58H126V60H125ZM134 58H136V59H134ZM159 58V59H158ZM196 58V59H195ZM209 58V59H208ZM215 58V59H214ZM216 58H217V60L219 59V61H217L216 60ZM8 59V60H7ZM42 59H44V60H42ZM74 59H75V61H74ZM90 59V61H88ZM92 59H93V61H95V62H93L92 61ZM95 59V60H94ZM135 60V62H134V60ZM79 60V61H78ZM97 60V61H96ZM124 62H123V61ZM142 60V61H141ZM155 60V61H154ZM165 60V61H164ZM167 60V61H166ZM5 61V62H4ZM42 61H44V63L42 62ZM128 61L130 62V63H132V62H134V63H136V64H134V63H132V66L134 65H136L135 67L133 66V70L135 69V71H134V73L132 72V69H131V67L129 66V64H128ZM137 61V62H136ZM156 61H157V63H156ZM160 61H162V62H160ZM163 61H164V63H163ZM202 61V62H201ZM210 61V62H209ZM217 61V62H216ZM2 62V63H1ZM7 62V63H6ZM25 62H29V61H25ZM49 62V63H48ZM51 62H52V64H51ZM77 62H79L80 63V66L78 65L79 63H77ZM89 62H91V63H89ZM98 62H100V63H98ZM123 62V63H122ZM127 64H126V63ZM166 62H168V63H166ZM193 62H195V65H197V66H195L194 65V67H193ZM207 62H209L210 64H208ZM47 63V64H46ZM59 63V64H58ZM81 63H83V64H81ZM138 63V64H137ZM192 63V64H191ZM197 63H201L200 64V66H199V68H198V64ZM202 63H206V67H205V65L204 64H202ZM41 64H42V66H41ZM45 64V65H44ZM65 64V65H64ZM85 64V69H84V65ZM91 64V65H90ZM94 64V67L93 68H96V69H93L91 66ZM123 64H126L127 66L126 67H128V69L125 67L124 68V66L125 65H123ZM157 64V65H156ZM170 64V65H169ZM220 64V63H219ZM230 64V63H229ZM225 64L224 65V63H222L221 62V64L220 65H222L221 67L223 68V69H225V71L226 72H228L229 73V71L231 70V68H232V65L230 64ZM54 66V68H53V66ZM56 65V66H55ZM60 65H62V66H60ZM70 65V66H69ZM77 65V66H76ZM121 65H123V68H122V66ZM138 65V66H137ZM228 65V66H227ZM39 66V67H38ZM49 66V67H48ZM51 66H52V68L54 69V71L52 70V68H51ZM65 66H66V69H68V67H70L69 69H68V71L67 70H65ZM102 66V67H101ZM5 67V68H4ZM7 67V68H6ZM12 67V68H11ZM58 67V68H57ZM62 67V68H61ZM78 67V68H77ZM87 67V68H86ZM130 67V68H129ZM139 67V68H138ZM161 67H163V68H161ZM20 68V69H19ZM36 68V69H35ZM45 68H48V69H45ZM56 68V69H55ZM92 68V69H91ZM104 68V69H103ZM108 70V71H106V69ZM137 68V69H136ZM208 68V69H207ZM8 69H10V70H8ZM39 69H41L40 71H39ZM51 69V70H50ZM57 69H60V70H57ZM63 69H64V71H63ZM76 69V70H75ZM88 70L90 73H88V71H86L85 72V70ZM122 69H124L125 71L126 70H129V71H124V70H122ZM163 69V70H162ZM222 69V70H223ZM3 70V71H2ZM25 70V71H24ZM28 70V72H27V74L25 73L26 71ZM30 70V71H29ZM36 70L38 71V72H36ZM43 70V71H42ZM56 70H57V72H56ZM82 70H83V72H82ZM94 70V71H93ZM120 70H122V71H120ZM142 72H141V71ZM161 70V71H160ZM165 70V71H164ZM23 71V72H22ZM48 72V74H47V72ZM62 71V72H61ZM70 71V72H69ZM74 71V72H73ZM80 72V75H79V72ZM97 71V72H96ZM130 71H131V73H130ZM138 71H140L139 73H138ZM164 71V72H163ZM187 71L189 72V73H187ZM192 73H191V72ZM224 70H223V72H225ZM2 72V73H1ZM50 72V73H49ZM52 72H54L55 74H56V76H55V74L53 75L52 74ZM59 72V73H58ZM64 72V73H63ZM69 72V73H68ZM73 72V73H72ZM93 72H94V74H93ZM105 72V73H104ZM110 72V73H109ZM117 72V73H116ZM120 72H121V74H120ZM160 72H162V73H160ZM166 72V73H165ZM171 72V73H170ZM225 72V73H226ZM4 73V74H3ZM8 73H10V74H12V75H10V74H8ZM27 75H25V74ZM45 73H46V75L47 76H45ZM68 73V74H67ZM72 75H71V74ZM98 73V74H97ZM104 73V74H103ZM132 73L134 74V75H132ZM135 73H137V75H135ZM143 73V74H142ZM153 73V72H152ZM169 73V74H168ZM190 73H191V75H190ZM209 73V74H210ZM259 73V74H258ZM23 76V77H21V75ZM31 74V75H30ZM50 74V75H49ZM65 74V75H64ZM82 74H84V76H81ZM91 74V75H90ZM111 74V75H110ZM189 74V75H188ZM215 74H217V73H215ZM230 74V73H229ZM6 75L8 76V77H6ZM18 75V76H17ZM41 75H43V76H41ZM74 75H75V77H74ZM85 75H87V76H85ZM106 75V76H105ZM112 75H114V77L112 76ZM127 75V76H126ZM170 75V77H167V76H169ZM173 77H172V76ZM1 76H3V77H1ZM5 76V77H4ZM9 76L11 77L12 76V78H9ZM64 78H63V77ZM77 76V77H76ZM79 76H81V77H79ZM93 76H95V77H93ZM98 76V77H97ZM100 76V77H99ZM125 76V77H124ZM131 76V77H130ZM133 76V77H132ZM136 76H139L138 78L136 77ZM142 76V77H141ZM175 76V77H174ZM191 77L190 79H189V77ZM17 77V78H16ZM41 77V78H40ZM46 77L48 78V79H46ZM49 77L51 78V80L49 79ZM55 77V78H54ZM60 77V78H59ZM97 77V78H96ZM103 77V78H102ZM121 79H120V78ZM123 77H124V79L126 80V82H124L125 80L123 79ZM130 77V78H129ZM169 78V79H167V78ZM214 77V76H213ZM3 78V79H2ZM6 78V79H5ZM30 78V79H29ZM72 78H73V80H72ZM75 78V79H74ZM78 78V79H77ZM80 78H82V79H80ZM107 80H106V79ZM111 79L110 81H109V79ZM113 78V79H112ZM127 78V79H126ZM133 79V80H131V82H130V79ZM175 78V79H174ZM185 78V79H184ZM249 78H251V79H249ZM11 79L12 81L14 80V82H12L11 80L9 81V80ZM15 79H18V81L16 82V80ZM43 79V80H42ZM46 79V80H45ZM99 79V80H98ZM103 79V80H102ZM117 79H120V80H117ZM128 79H129V83H128ZM172 79V80H171ZM180 79V80H179ZM182 79V80H181ZM258 81H257V80ZM6 80V81H5ZM37 80H38V83H36L37 82ZM49 80V81H48ZM61 80H65L64 82L63 81H61ZM67 80V81H66ZM68 80H70L69 81V83H68ZM78 80H80V81H78ZM98 80V81H97ZM102 80V82H104V83H102V82H100ZM243 80H244V82H243ZM32 81H36V82H32ZM47 81V82H46ZM61 81V82H60ZM114 81H117V82H114ZM123 83H122V82ZM171 81V82H170ZM177 81H178V83H177ZM181 81H183V84H181L182 82ZM236 81V82H235ZM255 81V82H254ZM42 82V83H41ZM49 82H50V84H49ZM64 84H63V83ZM72 82V83H71ZM76 82V83H75ZM105 82H107V83H105ZM172 82H173V84H172ZM179 82H181V83H179ZM227 82V83H226ZM231 82H234V83H231ZM40 83H41V85H40ZM58 83V84H57ZM99 83H101L100 85H99ZM109 83V84H108ZM127 83V84H126ZM175 83V84H174ZM188 83V84H187ZM230 83V84H229ZM240 83V84H239ZM39 84V85H38ZM48 84H49V86H48ZM52 84H54V85H52ZM56 84V85H55ZM62 84H63V86H62ZM67 84H68V86H67ZM104 84V85H103ZM168 84V85H167ZM170 84V85H169ZM179 85L180 87H176L177 85ZM1 85H2V87H1ZM24 85H26V86H31V87H38V88H41V86H44L43 88H44V92L43 91H40L39 93H38V96L37 97H32L31 98V96H26V97H22V98H15V97H12L11 98V96H13V95H17V93H19V91H20V88L21 87H26V86H24ZM60 85V86H59ZM73 85V86H72ZM117 87V89L115 88V86ZM135 85V86H134ZM182 85H184V86H182ZM185 85H187V87H185ZM207 85V86H206ZM219 85V86H218ZM4 86V87H3ZM56 86V87H55ZM100 86V87H99ZM126 86L128 87V88H126ZM129 86H130V88L132 89V91H130L131 89L129 88ZM132 86V87H131ZM145 86V87H144ZM148 86V87H147ZM170 86V87H169ZM171 86H172V88H171ZM182 86V87H181ZM190 86V87H189ZM201 86H202V88H201ZM206 86V87H205ZM215 86V87H214ZM9 87V88H8ZM63 87V88H62ZM64 87H66L67 88V90H69V89H71V91L69 92V91H67L66 90V88H64ZM70 87V88H69ZM75 87V88H74ZM134 87V88H133ZM176 87V88H175ZM204 87V88H203ZM216 87H217V89H216ZM4 88V89H3ZM62 88V89H61ZM124 88H126V89H124ZM152 88V89H151ZM182 88V89H181ZM193 88H197V89H193ZM201 88V89H200ZM208 90H207V89ZM3 89V90H2ZM51 90V92H49L50 90ZM56 89V90H55ZM128 89H129V92H128ZM138 89V90H137ZM185 89V90H184ZM205 89H206V91H205ZM7 90V91H6ZM58 90H61V91H58ZM76 90V91H75ZM127 90V91H126ZM136 90V91H135ZM201 90L203 91V92H201ZM6 91V92H5ZM46 91H47V93H46ZM96 91V92H95ZM135 91V92H134ZM50 94H49V93ZM53 92V93H52ZM60 93V95L58 94H56V93ZM182 92V93H181ZM67 93H69V94H67ZM71 93V94H70ZM134 93V94H133ZM181 93V94H180ZM42 94H44V96L45 97H43V95ZM47 94V95H46ZM52 94V95H51ZM41 95V96H40ZM68 95V96H67ZM185 95V96H184ZM6 96H8V97H6ZM73 96V97H72ZM191 96V97H190ZM4 97H6L7 98V101H6V99L4 98ZM198 97V98H197ZM8 98H11V100L10 99H8ZM143 98V99H142ZM5 99V100H4ZM60 99V100H59ZM123 99V100H122ZM137 99V100H136ZM150 99V100H149ZM16 100L18 101V102H16ZM20 100H21V102H20ZM115 100V101H114ZM125 100H127L126 102H125ZM132 100H134V101H132ZM11 101V102H10ZM15 101V102H14ZM123 101V102H122ZM137 103H136V102ZM145 101V102H144ZM254 101L255 100H251V102L252 103H254ZM6 102L8 103V104H6ZM10 102V103H9ZM77 102V103H76ZM95 102V103H94ZM102 102H104L103 104H101ZM113 102V103H112ZM119 102H120V104H119ZM134 103L135 102V104H132V103ZM62 103H63V105L66 103V105H62ZM76 103V104H75ZM91 103H93V104H91ZM108 105H107V104ZM115 103V104H114ZM121 103H122V105H121ZM124 103V104H123ZM127 103H129V104H131L132 105V107H131V105H127ZM194 103V104H193ZM61 104V105H60ZM99 106V108L100 109H102V108H104V109H110V110H112V109H116L115 111H114V114H116L117 116H112L113 115V113H112V115L110 114L109 115V118L108 119H110V120H108V119H106V117L104 116L105 114V111H104V113H103V111L101 110V112H100V110H99V108H98V106ZM108 106H106V105ZM111 104L113 105V108H112V106H111ZM127 105V106H125L124 107V105ZM54 105V106H53ZM77 105V107H79V108H77V107H75V106ZM87 105V106H86ZM92 107H91V106ZM97 107H96V106ZM103 105L105 106V107H103ZM121 107H120V106ZM146 105V106H145ZM195 105V106H194ZM227 105V107H225ZM224 107L222 106V109H223V111H225V112H227V110H228V112H233V110H234V108H235V110L236 109H240L241 107L240 106H238V105H236V104H234L233 106H231V103L229 104V106H228V104H226ZM56 106L58 107V108H56ZM80 106H82V107H80ZM84 106H86V107H84ZM93 106H94V108H93ZM129 106V107H128ZM134 106H136L135 108H134ZM262 106V107H261ZM261 106H260V113H261V115L263 116L264 115V102L261 104ZM63 107H66V108H63ZM91 109H90V108ZM107 107V108H106ZM142 107H144V108H142ZM238 107V108H237ZM55 108V110H53V109ZM72 108V109H71ZM76 108H77V110H76ZM95 108H98V110H95ZM121 108V109H120ZM125 108V109H124ZM139 108V109H138ZM59 109H63V110H60L59 111ZM80 109H81V111H80ZM88 109V110H87ZM120 109V110H119ZM123 109V110H122ZM128 109V110H129ZM143 109V110H142ZM145 109V110H144ZM244 109V108H243ZM27 110V111H26ZM109 110V111H110ZM142 110V111H141ZM240 110H242V109H240ZM239 110V111H240ZM3 111V112H2ZM25 111V112H24ZM222 110H220V112H221ZM52 112V113H51ZM74 112V113H73ZM84 112V113H83ZM99 112V113H98ZM112 112V111H111ZM119 114H118V113ZM9 113V114H8ZM23 113V114H22ZM75 113H77L76 115H77V118H75L74 116H75ZM90 113H94V115L93 116H91L90 115ZM197 113V112H196ZM211 113L213 114H215V112H209L208 114H207V117L208 118H210V117H212L213 115H211ZM239 113V112H238ZM263 113V114H262ZM51 114H53V115H51ZM79 114V115H78ZM95 114H96V116H95ZM102 114V115H101ZM20 115V116H19ZM98 115V116H97ZM118 115H120L121 117H119ZM151 117H150V116ZM178 115H179V117H178ZM56 116V117H55ZM62 116V117H61ZM91 116V117H90ZM157 116V117H156ZM188 116V117H187ZM68 117V116H67ZM73 117V118H72ZM96 117V118H95ZM102 117V118H101ZM105 117V118H104ZM119 117V118H118ZM10 118V119H11ZM12 118V119H13ZM49 118V119H48ZM74 118H75V122H74ZM99 118V119H98ZM198 118V119H197ZM45 119V120H46ZM98 119V120H97ZM119 119H121V120H119ZM151 119V120H152ZM184 119V120H183ZM51 120V121H50ZM61 120L63 121V123L61 122ZM115 120V121H114ZM119 120V121H118ZM170 120V119H169ZM181 120V121H180ZM183 120V121H182ZM65 121V122H64ZM185 121V122H184ZM49 122H51V123H49ZM59 122H61L62 124H60ZM93 122V123H92ZM119 122V123H118ZM182 122V123H181ZM187 122V123H186ZM10 123V122H9ZM48 123H49V125H48ZM75 123V124H74ZM18 124V123H17ZM66 124H68V123H66ZM70 124H71V122H70ZM42 125V126H41ZM44 125V126H43ZM46 125V126H45ZM6 126H7V128H6ZM22 126H24L23 128H25V129H23L22 128ZM29 126H31V127H29ZM55 126V127H54ZM90 126V127H89ZM29 129H28V128ZM33 127V128H32ZM41 127V128H40ZM102 127H103V129H102V132H101V138H99V140L97 141V143L95 144V146L97 145V146H99L100 144V148H102L101 146H105V148H110V149H115L116 151H118V152H115L114 153V156H117L118 154H120L121 156H130L131 154V152H130V150H128L127 148H130V145L132 146L133 144H132V141H134L133 143H136L137 141H135V140H129V138L128 137H130L131 135L130 134H121V133H119L120 134V136H118V133H116V132H112V130L114 131L115 130V128L114 127H108V124H104V125H102ZM21 128H22V131H21ZM30 128H32V129H30ZM54 128V129H53ZM58 128V129H57ZM41 129V130H40ZM45 129H46V131H45ZM51 129H53V130H51ZM105 129V130H104ZM55 130H57L56 132H55ZM104 130V131H103ZM46 133H45V132ZM47 131H49V132H47ZM54 131V132H53ZM64 131H66V130H62V132H64ZM40 132H44V133H42L41 135H40ZM61 132V133H62ZM48 133V134H47ZM50 133V134H49ZM65 133V132H64ZM66 133H68V132H66ZM113 133V134H112ZM39 134V135H38ZM51 134H55V135H53V136H49V135H51ZM126 135V136H125ZM130 135V136H129ZM123 136V137H122ZM29 138V139H28ZM125 138H128V139H125ZM102 139V140H101ZM104 139V140H103ZM88 142V139L86 138L85 139V141L84 142ZM84 142H82V144H88L87 142L86 143H84ZM129 143V144H128ZM131 143V144H130ZM0 144V145H1ZM10 144H12V146H10ZM106 144H107V146H106ZM111 144H112V146H111ZM115 144V145H114ZM17 145V146H18ZM109 145V146H108ZM119 145V146H118ZM127 145V146H126ZM128 145H129V147H128ZM14 147H16V146H14ZM46 147L48 148V145H46ZM85 147V146H84ZM89 145L87 146L86 145V148H88L89 149ZM94 147V146H93ZM114 147H116V148H114ZM92 149H96V148H91L90 147V150L91 151H93ZM104 149V148H103ZM97 150V149H96ZM160 150H161V152H160ZM165 150V151H164ZM173 148H166V149H159V151H157V152H154L153 153V158H155L156 156H158L157 158H159V156H160V158H161V155H162V157L163 158H168L167 160H165V164H166V161H168V163L167 164H169V163H171L172 162V159H173V157H175V155H176V150H174ZM11 151V149L9 150L8 149V151H6L5 152V154H8V155H10V154H12V151ZM138 151H140V152H145L144 150H138ZM169 151V152H168ZM121 152H122V154H121ZM164 152V153H163ZM171 152L173 153V152H175V153H173V154H171ZM155 153H157L155 156H154V154ZM167 153V154H166ZM127 154V155H126ZM163 154H165V155H163ZM119 156V155H118ZM164 156H167V157H164ZM169 156H171V157H169ZM163 158H162V160H163ZM6 157L5 156H3L2 155V153H1V160H0V169H2V171H1V176L2 175H6V176H8V177H10V176H13L14 175V173L11 171V169L8 167V165H9V163H8V161L6 162ZM8 160V159H7ZM171 160V161H170ZM210 160V159H209ZM209 160H207V161H204L203 162V164L202 165H209V164H207V163H210V164H212V162H213V159H211V161H209ZM126 161H128V160H126ZM170 161V162H169ZM215 161V160H214ZM164 162V161H163ZM24 164H26V165H24ZM22 163V170L25 172V173H23L22 174V172L23 171H21L20 170V173L22 174V175H25V177H23L24 179L22 180L23 182H26V180L28 179V178H26V177H28V176H26L27 174H28V170H29V168H31V167H33V165H32V163L31 164H29V163ZM29 164V165H28ZM131 164V163H130ZM173 164V165H172ZM191 164H193V161H192V163ZM24 165V166H23ZM131 165H129V167H130ZM173 166H175V167H179V166H176V162L174 163V162H172L171 163V165H169V167H171V169L173 168ZM29 167V168H28ZM128 167V166H127ZM169 167H167V169H169ZM193 167V166H192ZM3 168H5V169H3ZM26 168H28V170H26ZM144 168H146V166H143L142 167V171L140 170V172H139V170H137L135 173V175H138V176H140V175H142V174H144V175H147L148 173H149V170H145ZM144 169V170H143ZM178 169H180V168H178ZM32 170V169H31ZM187 170V171H186ZM185 171V173L184 174H186L187 173V175H189V174H191V176H188V177H190L189 178V182L186 180L187 178V175L185 176V180H184V178L183 179H180V180H182L180 183L179 182H177V181H180L179 179L177 180L176 178H177V175L178 174H176V178L174 177V179H176V180H174L172 177H170V174H168V173H166V174H164L165 176H163V179L162 180H160L159 179V181H161V182H158V178H156V177H154V178H152V176L153 175H151V174H149V176H147V180H146V184H147V186H145V187H156V189H159V190H165V191H167L168 190V192H169V190H170V192H171V194L168 196V194H162L161 195V197L160 196H158L157 198H155V202L154 203H156V204H154V208L156 209L157 207H161L162 205L164 206V202H166V201H169L168 199H172L171 197L172 196H174L175 194H173L172 195V192H173V190H174V187H175V189H179V187H180V189H181V187H182V189H183V187H184V189H187V188H191V182H192V184H193V168H190V170L189 169H186ZM148 171V172H147ZM190 173H189V172ZM142 172V173H141ZM182 172H184L183 170H182ZM181 171H180V173H182ZM12 174V175H11ZM168 174V175H167ZM183 174V173H182ZM169 177L168 179H165V178H167V176ZM138 176H136V177H138ZM141 177V176H140ZM154 179V180H153ZM157 179V180H156ZM0 180H3V178H0ZM156 180V182H154ZM172 180V181H171ZM151 181H153V183H154V185L155 186H152L153 185V183L151 182ZM168 181H170V182H168ZM174 181H175V183H174ZM186 181H187V183H186ZM149 182H151V184H149ZM163 182H164V184H163ZM165 182H167V183H165ZM186 183V184H184V183ZM159 184H161L160 185V187H159ZM164 186H163V185ZM168 184H169V186H168ZM174 184H175V186H174ZM176 184H179V185H177L176 186ZM181 184V185H180ZM166 187L167 188V190H166V188L165 189H163V187ZM168 186V187H167ZM172 186V187H171ZM174 186V187H173ZM179 186V187H178ZM157 187H159V188H157ZM169 188V189H168ZM152 189V188H151ZM155 189V188H154ZM172 190V191H171ZM162 191V192H163ZM163 193H166V192H163ZM167 196V197H166ZM169 197V198H168ZM175 197V196H174ZM159 198V199H158ZM168 198V199H167ZM156 199H157V201H161V203L160 202H156ZM114 201V200H113ZM250 202V199H247L246 201H244L243 202V204L244 205H246V204H248ZM192 203H193V200H192ZM137 204V206H134V205H136ZM142 204V203H141ZM140 202H135V203H129L127 206V210H121L120 208L121 207H118L117 206V204H116V207H115V204L110 208V212L111 213H113V215H111L110 213H109V218L111 219L112 217V221H110V222H108L109 223V226L111 227L112 226V228L113 229H111L110 227V229L108 228V226H107V228H108V230L106 229V231L104 232V234H105V243H107L106 241H112L111 243L109 242V243H107L106 244V246L108 245L109 246V244H110V246H112L113 244L115 245L116 243H118L119 241H120V238H122V236L124 237L125 236V234L124 233H128L130 230L133 232L134 231V229H132V227L133 228H135L134 227V225H137L138 223V220H136V219H134V217L132 218V215L131 214H133V212L135 211V210H131V209H129V206L130 207H140ZM160 204H161V206H160ZM131 205H133V206H131ZM157 206V207H156ZM118 207V208H117ZM116 208H117V210H116ZM118 209H120V210H118ZM132 211L131 213H130V211ZM115 211V212H114ZM126 211H128L129 212V214H130V216H129V219L130 220H132V223L134 224H132L131 222H130V220H129V223H130V227H129V223H126V226H125V228L124 227H122V226H124L123 224H121L120 223V225H118L119 224V222H118V220H121V218H123L122 216H124V214H125V212ZM216 211H217V209H216ZM215 211V213H213V216H215V214L217 213ZM120 212V213H119ZM115 213V214H114ZM118 213V214H117ZM122 213V214H121ZM160 214H162L161 212H160ZM118 215H119V217H118ZM187 215V216H186ZM185 216H184V218L187 220V222L186 223H188V224H184V222L186 221L185 219L183 220L184 222H183V227H184V229L186 230L185 232H189V235H191V236H193V222H192V216H191V214H190V216L188 215V214H186ZM91 216V214L90 215H88L87 214V217L89 218ZM112 216V217H111ZM216 216H217V214H216ZM86 217V218H87ZM189 218H191V219H189ZM118 219V220H117ZM134 219V220H133ZM162 221L164 220V219H162V218H160ZM118 222H116V221ZM134 221V222H133ZM162 221H160L159 220V225H161V223H162V225L161 226H163V222ZM112 222H113V224H115L116 223V226L115 225H111L112 224ZM115 222V223H114ZM144 222V221H143ZM189 223L191 224V226H189V227H187L188 225H189ZM145 224V227L147 228L146 230H148V232L149 233H151V235H149V236H147L146 237V239H147V241H150V244H149V247H156V246H158L159 244H161V241H159V240H156L158 237H156V235L154 234V233H156L157 231H158V228L159 227H161V226H153V225H151L152 223H151V221H149V223L148 222H146V223H144ZM118 225V226H117ZM127 225H128V227H127ZM131 225H133V226H131ZM150 225V226H149ZM120 226V227H119ZM91 229H92V226H89ZM186 227L188 228V230L186 229ZM191 227V228H190ZM89 228V229H90ZM90 229V230H91ZM122 229H124V230H122ZM89 230V231H90ZM114 230V231H113ZM126 230H127V232H126ZM129 230V231H128ZM192 230V231H191ZM86 231H88V230H86ZM88 231V232H89ZM107 231H109V233L107 234ZM122 231L124 232V233H122ZM129 232L130 234L132 233V232ZM94 232V233H93ZM111 232H115V235L114 234H112ZM121 232V233H120ZM187 232V233H188ZM91 233H93L94 235H92ZM87 234H91L90 236H94V237H96V239H97V233H96V231H94V230H91L89 233H87ZM110 234V236L109 237H107V235H109ZM111 234H112V237L114 238H112V240H111ZM120 234V238H119V236L118 235ZM96 235V236H95ZM155 235V236H154ZM151 236V237H150ZM171 236L175 239H177V241L175 242V248L173 249V252L175 253V252H177L178 250H179V252H181L182 251V246L183 245H185L186 244V242H182L181 240H183V237H181V236H178V232H173L172 234H171ZM88 237V236H87ZM94 237H92L93 239H92V241L94 240V241H96L95 240V238ZM178 237V238H177ZM88 238H90L91 239V237H88ZM107 238V239H106ZM150 238H151V240H150ZM119 241H118V240ZM149 239V240H148ZM113 240H115V241H113ZM156 241V242H155ZM187 241V240H186ZM114 242V243H113ZM116 242V243H115ZM156 243V244H155ZM178 243V244H177ZM119 244L120 243H118V244H116L115 246L113 245L112 247H109V250H111L110 248H112V250L111 251H113L114 253H117L118 252V246H119ZM155 245V246H154ZM3 246H5V245H3ZM2 246V247H3ZM179 247V249H176V248H178ZM4 248V247H3ZM116 248V250H114V249ZM2 248H0V251L1 252H4V251H2L1 250ZM176 250V251H175ZM188 250H191V249H188ZM179 252H178V254H179ZM143 253V252H142ZM1 256H2V254H0ZM176 255H177V253H176ZM0 256V257H1ZM168 256H161V262H163V261H165V262H163L162 264H166L168 261H169V259L167 258ZM25 259V257H21L20 258V260H24ZM168 259V260H166V259ZM165 259V260H164ZM122 260V259H121ZM171 262V261H170ZM74 264V263H73Z\"/></svg>",
    "mask_w": 264,
    "mask_h": 264
},
{
    "label": "snow or ice",
    "instance_id": "3",
    "mask_svg": "<svg viewBox=\"0 0 264 264\" xmlns=\"http://www.w3.org/2000/svg\"><path fill=\"white\" fill-rule=\"evenodd\" d=\"M261 3L264 4V0H261Z\"/></svg>",
    "mask_w": 264,
    "mask_h": 264
}]
</instances>
